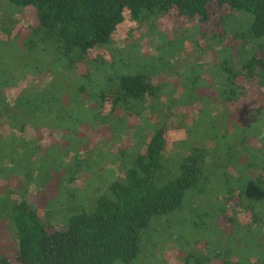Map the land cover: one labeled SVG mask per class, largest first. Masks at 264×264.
Wrapping results in <instances>:
<instances>
[{"label":"trees","instance_id":"trees-1","mask_svg":"<svg viewBox=\"0 0 264 264\" xmlns=\"http://www.w3.org/2000/svg\"><path fill=\"white\" fill-rule=\"evenodd\" d=\"M2 4L1 92L36 75V58L52 57L54 67L64 68V73L53 76L43 92L51 96L47 91L52 85H61L69 112L56 109L42 118L44 93L37 87L22 90L13 103L7 101L12 118L0 111V130L8 127L12 132L0 135V162L10 159L4 173L12 169L11 175L15 172L25 184L18 194L11 191L0 198V217L19 246L0 264H133L141 232L154 219L175 212L205 216L211 230H219L210 241L213 250H220L212 263L233 264L228 256L234 251L243 257V250L247 256L249 250H264V0ZM148 34L161 37L163 47L145 65L142 43ZM205 53L209 59L198 58L194 64L224 58L214 101L234 108L252 100L262 114L248 122L254 141L239 134L240 149L255 154L261 168L256 176L244 168L239 190L211 168L213 156L224 159L226 150H212L204 141L210 132L199 133L202 117L190 116L200 105L198 92L189 88L183 93L166 84L169 77L187 71L188 56ZM43 99L50 106L58 103L56 98ZM44 121H66L65 147L43 144L38 128ZM88 132L102 138L99 146ZM127 134L133 143L123 140ZM200 136L204 143L197 140ZM179 154H184L182 160H170ZM103 165L109 169L107 181L99 173ZM35 184L37 196L30 190ZM189 193L201 206L186 213ZM259 194L260 206L246 203ZM216 196L223 202H216Z\"/></svg>","mask_w":264,"mask_h":264},{"label":"rangeland","instance_id":"rangeland-1","mask_svg":"<svg viewBox=\"0 0 264 264\" xmlns=\"http://www.w3.org/2000/svg\"><path fill=\"white\" fill-rule=\"evenodd\" d=\"M4 1L6 0H0V8H2V2ZM14 18L19 24L20 22L18 16L15 15ZM21 22L23 27L28 26V22L26 20L22 19ZM151 35L153 34H148L146 38L147 40L142 43L143 55L141 56V62L145 65L147 58L156 56L158 54L156 49L163 47V42L161 40L162 38L159 36L153 37ZM209 56L210 55L207 53L200 56L195 55L193 58L188 56L187 63L185 64L187 71H184L175 77H169V80L166 84H168L171 89L180 87V90L183 91V93H185V91L189 88H193L198 92V95L200 96L199 99L201 100L198 101L200 105L195 107L193 112H190L189 108L188 111L191 113L190 116L195 119L196 116L197 118L202 117L199 133L202 132L205 134L206 130L210 132L207 137L204 136L208 141H204L210 142L212 150L217 152V154L221 152V148L223 151L226 150L224 159L221 156H213L211 168H217L216 170L219 171V176H224L226 179H229L231 186H234L239 190L240 182L238 179L239 177H244V168H250L252 171L250 174L253 176L259 175V171L261 169L256 167L257 159L255 154H252L251 151L243 152L240 149L242 141L239 139V134L241 132L247 134V136H244L249 138L247 139L249 143L254 141L256 136L255 133L252 132L253 130L249 127L248 122L251 119H255L258 115V118L262 117V114H258L256 112L255 106L252 104V100H250L251 103H242L241 105H238L234 108H229V106L226 107L224 104L221 106L214 101L215 95L218 93V87L215 83V78L217 76H221L222 74L220 65L224 58H218L216 63L208 62L206 64V62H204L202 64H194V61L198 60V58L200 60L201 58L203 60H207L209 59ZM36 59L40 63V65L37 67L36 75L29 74L28 76H25V79L23 81L21 80L20 85L13 89H7V92L4 90L1 92L0 90V111L4 113L5 117L9 116L12 118V115H14L8 110V102L13 103L15 98L22 90L36 87L38 88L37 91L44 93V95L41 96V110H39L40 116L42 118L46 117L47 113L56 109L59 111L62 109L65 114L66 112L68 114V96L65 93L66 91L62 89L61 85L56 84V82L52 85V88L47 91V94H50L51 96L46 95L45 91L43 92V89L45 88L44 86L53 81V76L56 77L58 73H64V68H59V70L56 66L54 67V60L52 57ZM190 64L194 66L188 71ZM157 77L161 76L158 75ZM162 78L166 79L165 76ZM43 97L52 99L56 98L58 103L55 107L50 106L48 103H43ZM210 108L213 111H211ZM147 115L149 116V113H147ZM182 126L185 127L184 125ZM65 127L66 121L61 123V125H57L48 121L41 122L38 132L40 137L44 136L43 144L47 146L58 144L65 147V139L63 138ZM2 130L3 131L0 130V135L3 132L5 134L12 133L8 127H3ZM145 131H148V129ZM30 132L32 133L31 130ZM130 134L125 135L123 140H130V142L133 143V136ZM21 135L22 134H19L18 136ZM88 136L91 137L93 144L96 146H99V144L102 142L101 137L94 136L91 132H88ZM1 138L4 139V136L2 135ZM197 140L199 143H204L202 136H200ZM118 144L114 146L117 147L116 149L119 147ZM176 145L177 143L173 146L174 150L177 149ZM192 146L195 147L194 145ZM183 157L184 154H179L172 157L170 160L176 163L182 160ZM10 161V159H5L3 157V160L0 162V198L3 197L4 194L7 195L8 192L11 191H13V195L18 194L19 189L25 185L22 179H18V174L14 172L11 175L10 171L12 169H8L9 171L4 173L5 168L7 169L10 167ZM226 166L228 167L226 168ZM99 168L102 169L99 173L103 175V180L107 181L109 179L108 167L106 168V166L103 165ZM62 169L63 168H61L59 172L62 173ZM95 170H98V168H95ZM2 189L4 190L3 192ZM30 190L32 194H36V184L33 185ZM190 194L191 193L188 194L184 204L186 213L194 210L197 206H201L198 203L199 200L189 198ZM262 194L264 196L263 192ZM35 196H37V194ZM251 196L246 200V203H253L257 206H260V194L255 195L254 197ZM31 198L33 197L31 196ZM218 198L219 197L217 196L215 197L216 202L222 203L223 200L220 202ZM253 199H255V201H253ZM14 205L15 203L13 202L10 206ZM208 207L209 204H207L206 209H209ZM2 219L3 218L0 217V259L8 254L16 253L19 248L17 237L12 231L8 230L6 222L4 220L2 221ZM210 223L211 222H209L205 216L200 214L183 215L179 212H175V214L173 213L172 215L163 216V218L160 219H154L150 228L146 231H142L140 234V253L133 264H219L212 262L215 261V253L220 250H213V248L210 246L212 237H215L214 230L218 233L219 230L215 228L212 231V226ZM248 253L250 257L247 256V250H243L242 257L236 251H234V254L232 256H228V259L233 264H261L262 261H264L263 249L261 250L257 248V250H249Z\"/></svg>","mask_w":264,"mask_h":264}]
</instances>
